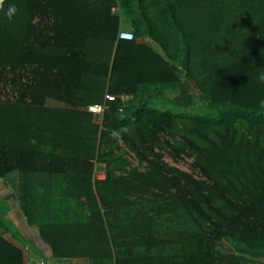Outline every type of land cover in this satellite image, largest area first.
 Wrapping results in <instances>:
<instances>
[{
  "label": "trees",
  "instance_id": "16d2710c",
  "mask_svg": "<svg viewBox=\"0 0 264 264\" xmlns=\"http://www.w3.org/2000/svg\"><path fill=\"white\" fill-rule=\"evenodd\" d=\"M11 4L14 19L0 11V180L20 177L6 199L52 257L264 259V0ZM118 4L137 15L132 41L118 39ZM161 85H174L178 112L146 100L127 111L141 87ZM104 103L97 122L87 108ZM6 209L0 230L6 210L26 248ZM0 264H26L1 232Z\"/></svg>",
  "mask_w": 264,
  "mask_h": 264
},
{
  "label": "rangeland",
  "instance_id": "374dc122",
  "mask_svg": "<svg viewBox=\"0 0 264 264\" xmlns=\"http://www.w3.org/2000/svg\"><path fill=\"white\" fill-rule=\"evenodd\" d=\"M117 12L118 11L115 10L116 14H117ZM125 22H126V28H127L126 30L134 33V31L132 29H130L131 24H129V22L126 20H125ZM129 25H130V27H129ZM149 43L150 42H147L146 44H149ZM149 45L156 52L161 54V52L157 46L152 45V44H149ZM177 72H178L180 79L183 80L184 79L183 73H181V71L178 69H177ZM174 88H175L174 85L173 86L172 85H161V86H157V87H150V86L141 87L140 93L137 96L127 100L129 102L127 111L128 112L133 111L140 100H146L150 103H155L158 105L161 104V109H163V110H169L170 109L171 110L172 106L174 105V98L176 96V93L172 91ZM204 102H206V98L203 97L202 95H198L196 98L195 106H197V108L202 109L201 108L202 105L200 103L204 104ZM46 105L49 107L62 106V105H59L53 101H46ZM172 110H175V112H178V111H176V110H178L177 107L175 109H172ZM200 111H202V110H200ZM126 113L127 112H125V114ZM193 113H196V112H192V114ZM104 172H105L104 166L95 165V168H94L95 177H98V178L101 177ZM16 178H18V177H16ZM20 181H21V179L19 178L17 180V183H19ZM15 183L16 182L9 183V186H7V184L3 180H0V202L1 203L4 202L0 205V210L3 211L8 206H10L15 213L16 220L20 221L21 228H22L24 234L26 235L27 239H29V241L31 243H33L34 245L41 246V242L39 240L38 232L36 230H31V229L27 228V226L24 223V219L21 215V212H20L18 206L12 201V199H9V200L6 199L7 195H9L10 192L16 193V189L18 188L17 187L18 184H15ZM9 190H10V192H9ZM5 201L7 202V204L5 203ZM6 210H5V214H6L5 216L9 217L10 215H8ZM7 217H5L6 221H4V228L8 231V234L3 233V231L0 230L1 234L3 235L4 238H6L10 242L14 243V245L21 247L23 254H24V260H25L26 264H35L31 260V256L33 255V252L30 251L29 249H27V248H30L31 245H28L26 248H23L26 245L24 238L22 237V235H20L18 229H16L17 227L14 225V223H12L11 220H9ZM8 235L13 237L12 240L9 238ZM41 247H42V249H44L43 246H41ZM44 250L47 253V249H44ZM254 264H264V259L259 260L258 262L254 263Z\"/></svg>",
  "mask_w": 264,
  "mask_h": 264
},
{
  "label": "crops",
  "instance_id": "0c3cea01",
  "mask_svg": "<svg viewBox=\"0 0 264 264\" xmlns=\"http://www.w3.org/2000/svg\"><path fill=\"white\" fill-rule=\"evenodd\" d=\"M114 9L119 12V13L117 12V14L114 13L115 15H117L119 17V21H120L119 31H127L126 30L127 28H126V22H125V20L128 21L129 24H131V21L132 20H136L137 19V15H135V14H129V12L127 11V9L123 8L119 4ZM129 27H130V25H129ZM130 29H131V27H130ZM153 104H155V103H153ZM16 177H18V178H16ZM19 178H20L19 176H14L12 178V180L14 182H16L15 184H19L20 182L17 183V180ZM31 230H34V229H31ZM22 234L27 239V237L24 234L23 230H22ZM8 236L12 240L11 236L10 235H8ZM4 239H6V238H4ZM6 240L9 241L8 239H6ZM39 240H40V238H39ZM40 242H41V246H43L44 249H47V253H46V251L44 249H42L41 246L34 245L31 242H30V244H28V245H31V247L30 248H27V249H29L30 251L33 252V255L31 256V260L35 264H84L82 261H78V260H63V259L53 258L52 255H51V253H50V251H49V249H48V247L41 240H40ZM19 248H21V247H19Z\"/></svg>",
  "mask_w": 264,
  "mask_h": 264
},
{
  "label": "built area",
  "instance_id": "2783aa9c",
  "mask_svg": "<svg viewBox=\"0 0 264 264\" xmlns=\"http://www.w3.org/2000/svg\"><path fill=\"white\" fill-rule=\"evenodd\" d=\"M115 13V9L112 10ZM118 39L122 41H132L133 40V33L129 31H119L118 32ZM113 97H106L107 101H112ZM106 109L105 103L101 105H94L87 108V111L95 116L97 122L101 121L103 113ZM105 173V172H104ZM104 173L101 177H96L97 179L101 180L104 178Z\"/></svg>",
  "mask_w": 264,
  "mask_h": 264
},
{
  "label": "clouds",
  "instance_id": "9594fccd",
  "mask_svg": "<svg viewBox=\"0 0 264 264\" xmlns=\"http://www.w3.org/2000/svg\"><path fill=\"white\" fill-rule=\"evenodd\" d=\"M4 0H0V11L3 12V15L8 19L12 20L18 14V9L15 4H11L6 10L3 9Z\"/></svg>",
  "mask_w": 264,
  "mask_h": 264
}]
</instances>
